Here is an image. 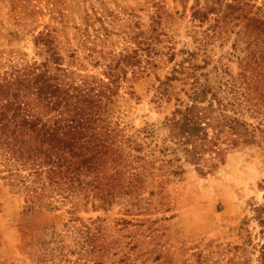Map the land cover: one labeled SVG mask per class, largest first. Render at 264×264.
<instances>
[{
    "label": "trees",
    "instance_id": "1",
    "mask_svg": "<svg viewBox=\"0 0 264 264\" xmlns=\"http://www.w3.org/2000/svg\"><path fill=\"white\" fill-rule=\"evenodd\" d=\"M174 1L189 8L190 0ZM189 9L203 64L196 62L200 53H189L159 76L177 52L172 39L159 40L167 35L152 18L146 29L138 21L128 32L137 47L124 56L133 69L130 77L125 68L124 75L110 72L106 78L81 73L96 53L89 29L70 49L56 30L41 31L44 60L16 63L0 74V179L24 194L29 210L56 208L57 202L71 203L72 214L88 204L104 208L154 178L166 183L183 174L186 163L207 175L230 151L264 146V0H193ZM156 39L171 44L157 48ZM217 43L222 49L231 45L213 61L208 47ZM80 48L88 53L81 56ZM211 64V71L199 72ZM153 75L159 83L153 85V101L172 110L126 137L114 118L119 90L128 84L134 98L136 81ZM263 209L257 208L263 226L258 264H264ZM146 232L143 241L129 237L128 263L144 256L147 262L157 253L155 230L150 226ZM151 242L155 246L143 250Z\"/></svg>",
    "mask_w": 264,
    "mask_h": 264
},
{
    "label": "rangeland",
    "instance_id": "2",
    "mask_svg": "<svg viewBox=\"0 0 264 264\" xmlns=\"http://www.w3.org/2000/svg\"><path fill=\"white\" fill-rule=\"evenodd\" d=\"M189 8L174 0H0V74L16 63L44 60V46L37 40L41 31L56 30L61 44L70 49L89 29L96 53L92 63L85 60L86 70L81 73L106 78L110 72L124 75L125 68L130 77L133 69L128 70L124 56L137 47L129 42L128 32L138 21L146 29L154 18L158 32L167 35L159 40L172 39L177 52L173 62L157 71L163 77L189 53H200ZM170 44L155 40L157 48ZM218 45L208 47L213 61L231 44L224 49ZM84 51L88 53L80 48L81 56ZM66 53L63 50L68 62ZM139 56L146 59L142 51ZM197 57L196 62L203 64L202 53ZM213 65L199 72L211 71ZM158 84L154 75L137 80L134 98L128 95V84L119 90L114 118L126 137L137 136V129L162 121L172 110L168 103L159 106L153 101V85ZM185 169L166 183L154 178L132 196L120 195L110 206L95 209L88 204L75 214L72 204L63 202H57L56 208L29 210L24 194L0 179V264H258L264 146L230 151L207 175L187 163ZM150 226L159 241L157 253L147 262L144 256L128 263L129 237L145 240ZM154 246L145 244L143 250Z\"/></svg>",
    "mask_w": 264,
    "mask_h": 264
}]
</instances>
